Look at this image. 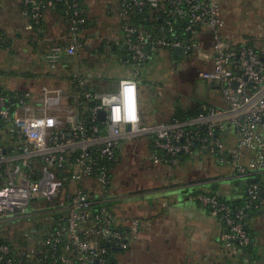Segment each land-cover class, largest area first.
<instances>
[{
    "label": "built area",
    "instance_id": "obj_1",
    "mask_svg": "<svg viewBox=\"0 0 264 264\" xmlns=\"http://www.w3.org/2000/svg\"><path fill=\"white\" fill-rule=\"evenodd\" d=\"M58 1L70 14L69 33L65 44L46 54L53 67L82 49L90 23L79 0ZM48 5L24 0L36 35ZM121 17L135 77L162 51L181 48L182 57L210 67L199 78L220 88L225 104L202 103L189 118L148 125L136 78H123L103 94L81 71L67 90L44 84L39 96L0 91V216L26 227V217L51 214L17 243L0 242V264H118L120 254L140 241L145 221L113 206L115 166L122 143L143 134L151 135L145 157L154 164L211 154L245 180L239 204L209 191L189 199L222 221L221 239L230 253L250 261L251 210L264 211V47L225 36L220 0H121ZM6 42L0 34V45ZM130 110L135 120L128 119Z\"/></svg>",
    "mask_w": 264,
    "mask_h": 264
},
{
    "label": "crops",
    "instance_id": "obj_2",
    "mask_svg": "<svg viewBox=\"0 0 264 264\" xmlns=\"http://www.w3.org/2000/svg\"><path fill=\"white\" fill-rule=\"evenodd\" d=\"M253 1L256 8L240 20L241 0H220L225 19L224 34L228 39L247 41L263 48L264 0ZM84 5L90 23L83 33V47L76 55L53 67L46 54L51 46L65 44L69 33L68 17L49 5L43 18L42 34L36 35L25 13L24 0H0V34L7 39L0 45V91L29 90L39 96L44 84L67 90L72 76L79 71L93 90L101 94L114 91L123 78L142 82V77H135V67L124 42L121 0H84ZM207 37L210 38L209 33ZM169 53L173 57L172 52ZM139 91H142L141 85ZM215 101L216 105L225 104L222 95ZM140 104L144 124L168 122L175 113L172 105L161 101L155 102L150 115L141 95ZM148 141L149 138L124 141L116 172L123 158L131 154L133 161L137 160L139 168L146 172L142 175L146 187L159 183V189L171 187L181 191V195L173 196L171 192L164 197L143 199L146 193L143 192L137 202L123 205L120 199L124 194L115 188V203L121 204L118 213L145 221L140 241L123 251L119 261L123 264H264V211L256 212L250 223L254 253L248 261L245 256L231 254L225 246L221 239L222 221L208 208L189 199L191 192L197 189L238 201L245 193V180L234 173L230 177L223 176L224 170L230 168L220 165L211 154L190 156L176 164H154L145 157L149 152ZM160 174L161 180L158 179Z\"/></svg>",
    "mask_w": 264,
    "mask_h": 264
},
{
    "label": "rangeland",
    "instance_id": "obj_3",
    "mask_svg": "<svg viewBox=\"0 0 264 264\" xmlns=\"http://www.w3.org/2000/svg\"><path fill=\"white\" fill-rule=\"evenodd\" d=\"M240 4V15L238 16L240 20L245 18L249 11L256 8V3H254L253 0H241ZM120 19L122 21L121 15ZM195 60L198 59L196 58L190 60L189 57H182L175 61L169 51H162V53L151 61L149 68L145 70L141 68L140 77H142V82L139 85H141L142 91H140V95L144 105L148 108L150 115H152L151 112L154 110L155 102L162 101L164 103H168L173 106L174 110H176V108H186L189 104L193 105V103L197 102L215 104V99L221 96V90L220 88L214 86L210 80L204 81L199 78L200 71L210 67L205 66L204 63L199 66L194 65L193 63H196ZM132 71L133 68L131 67V72ZM150 136L151 135L149 134H143L138 138H142L146 141V139L150 138ZM125 142L131 141L126 140ZM134 162L135 160L133 161L131 154L125 159L123 158V162L121 163L122 166L119 171L116 172L114 187H117L120 193L123 192V196L135 194L137 192L143 193L159 189V183H156L154 186L149 185L150 187L147 186L138 189H134L133 187L126 189L117 184V178L128 179L134 173L140 175V179H138L139 181L144 179L142 175H145L146 172L139 168L140 165H137V160L135 164ZM224 171L225 172H223L222 175L225 177L233 175V171L231 169H225ZM150 174H154V172H150ZM158 179H163L161 174ZM223 184L224 182L220 183V186H223ZM195 191L201 190L196 189ZM232 196H234V194H232ZM130 201L133 202V199ZM49 216H51V214L48 213L28 216L24 219V223L27 224L26 227H21L19 220H6L4 217L0 216V238L17 243L20 239H22L24 232L30 229V225H34L37 221ZM121 261L122 260L118 261V264H121Z\"/></svg>",
    "mask_w": 264,
    "mask_h": 264
},
{
    "label": "trees",
    "instance_id": "obj_4",
    "mask_svg": "<svg viewBox=\"0 0 264 264\" xmlns=\"http://www.w3.org/2000/svg\"><path fill=\"white\" fill-rule=\"evenodd\" d=\"M79 1L81 2L83 8H85L84 0H79ZM43 2L46 3V4H49L50 6L56 8V9H58V10H61V11H62V12L68 17V20H69V18H70V14H69L68 11H67V7H66L65 3H63L62 1H58V0H43ZM49 5H48V6H49ZM86 27H88V25H87ZM172 54L174 55V52H173ZM189 58H190V60H191V59H195V58H193V57H189ZM195 61H196V63H193L194 65L199 66V65L201 64L200 61H198V60H195ZM201 104H202V103H198V102H197V103H193V105H192V104H191V105L189 104L186 108H179V109L176 108L173 117L189 118V117H191L192 115H195L196 113H198V111H200V106H201ZM173 117H172V118H173ZM187 157H190V156H183V157L180 158V160H183L184 158H187ZM209 192H211V191H209ZM213 193H214V192H213ZM220 197H221L222 199H225L223 196H220ZM240 202H241V201L238 200V201H235L234 203L239 204ZM255 213H256L255 210H251V215H256ZM22 227H24V226H22ZM250 227H251V225H249V230H250ZM250 232H251V230H250ZM251 235H252V233H251ZM252 238H253V237H252ZM0 242L13 244L12 241L5 240V239H2V238H0ZM246 252H248L249 255H253V253H254L253 241H252V243L249 245V247H247Z\"/></svg>",
    "mask_w": 264,
    "mask_h": 264
},
{
    "label": "water",
    "instance_id": "obj_5",
    "mask_svg": "<svg viewBox=\"0 0 264 264\" xmlns=\"http://www.w3.org/2000/svg\"><path fill=\"white\" fill-rule=\"evenodd\" d=\"M182 55H183V53H182V49L181 48H176L175 50H174V57H176V58H181L182 57ZM101 117L102 118H105V112H102L101 113ZM171 187H165V188H163V189H154V190H152V191H148V192H146L144 195H143V199L144 198H156V197H158V198H160V197H164V196H166V195H168V194H171V192H173L174 194H173V196L174 195H177V196H179V195H181V191H179L178 189L177 190H173V189H170ZM138 189V188H137ZM142 197V193H135V194H130V195H126V196H124L123 198H121L120 199V201L122 202V204L124 205V204H126V205H128V204H131V203H134V202H137V200H140V198ZM131 199H133V202H131L130 200ZM120 206H121V204H120Z\"/></svg>",
    "mask_w": 264,
    "mask_h": 264
},
{
    "label": "flooded vegetation",
    "instance_id": "obj_6",
    "mask_svg": "<svg viewBox=\"0 0 264 264\" xmlns=\"http://www.w3.org/2000/svg\"><path fill=\"white\" fill-rule=\"evenodd\" d=\"M174 58V60L176 61V60H179L180 58H175V57H173ZM146 162V161H145ZM144 162V163H145ZM140 176L138 175V174H133L131 177H129L128 179H125V178H123V179H118L117 178V184L118 185H120V186H122L123 188H126V189H130V188H143V187H146L145 186V184H144V179H141L140 181L138 180V179H140L139 178ZM115 188H117V187H115ZM114 207L116 206V208L118 209V210H120L121 209V206H119V204H114L113 205Z\"/></svg>",
    "mask_w": 264,
    "mask_h": 264
},
{
    "label": "clouds",
    "instance_id": "obj_7",
    "mask_svg": "<svg viewBox=\"0 0 264 264\" xmlns=\"http://www.w3.org/2000/svg\"><path fill=\"white\" fill-rule=\"evenodd\" d=\"M125 91H126V93L131 94V93L133 92V89H132V88H126ZM114 119L117 120V121L121 119V116H120V109H119V108H117V109L115 110V116H114ZM128 119H129V120H135V119H136V116H135L134 111H131V110L129 111Z\"/></svg>",
    "mask_w": 264,
    "mask_h": 264
}]
</instances>
